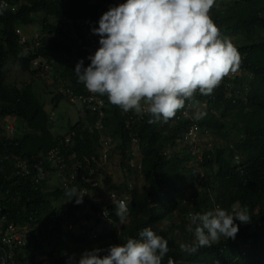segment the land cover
<instances>
[{"label": "trees", "instance_id": "1", "mask_svg": "<svg viewBox=\"0 0 264 264\" xmlns=\"http://www.w3.org/2000/svg\"><path fill=\"white\" fill-rule=\"evenodd\" d=\"M125 2L6 0L8 7L0 15V120L8 124L16 119L17 125L13 133L0 127V222L6 217L17 226L31 227L25 254L29 260L45 256L48 264H66L63 252L78 256L94 247L122 246L128 238L139 239L146 227L168 240L169 252L162 264L169 258L175 264H264V0H241L233 6L216 0L219 8L211 9L220 34L235 39L233 45L245 64V73L239 80L220 83L211 95L195 97L199 110L206 113L202 119L192 118L196 110L192 107L188 116L183 114L185 108L179 110L178 121L175 116L167 123L149 124L152 117L148 114L124 112L100 95L106 103L102 130L89 131L98 116L88 112L86 118L69 123L66 132L53 133L58 129L54 110L65 98L60 88L69 84L74 94L88 92L74 72L75 60L83 59L85 67L91 63L79 43L84 23L98 27L105 9ZM36 24L39 30H31ZM32 31L37 39L32 38L36 36ZM25 36L26 44H22ZM24 50L27 55L19 56ZM41 59L48 70L33 64ZM10 62L23 73L41 77L45 85L49 79L55 80L53 86L44 87L51 99H40L32 80L7 84ZM193 124L201 132L188 138ZM102 136L112 140L113 149L108 164L100 168L86 160L99 156ZM132 138L139 141L140 172L131 164L136 148ZM50 152L68 164L85 162L82 173L103 175L101 187L78 205L76 198L70 201L65 196V188L48 189L46 183L38 185L31 177L15 175L13 157L42 159ZM112 161L118 163L121 180L108 174ZM194 161L200 170L196 173ZM75 186L83 188L80 178ZM107 193H116L120 200L130 195L121 227L114 205L105 200ZM54 200L69 202L59 209ZM237 202L247 207L251 221L234 222L239 226L235 239L221 237L195 253L180 250L181 242L195 243L188 230V213L203 214L217 207L231 213ZM103 207L109 210L106 218L99 216Z\"/></svg>", "mask_w": 264, "mask_h": 264}, {"label": "clouds", "instance_id": "2", "mask_svg": "<svg viewBox=\"0 0 264 264\" xmlns=\"http://www.w3.org/2000/svg\"><path fill=\"white\" fill-rule=\"evenodd\" d=\"M217 1L233 6L241 0ZM215 3L216 0H126L109 10L105 9L98 27L92 22L84 23L83 38L79 41L81 50L88 43V31L100 37V47L94 55L88 53L91 63L87 67L84 66L83 59L75 60L74 72L78 82L84 84L88 92L86 95L73 93L74 96L88 97L92 93L105 102L101 96L106 95L110 104L120 107L124 112L134 111L138 115L146 113L151 116L149 124L161 120L167 123L175 116L178 121L181 116L176 115L177 112L185 108L183 114L188 116L192 107L196 109L192 118L202 119L206 113L199 110L195 97L200 94L211 95L220 83L239 80L245 73V64L241 62L240 53L233 45L235 39L221 35L210 16L212 8H219ZM7 7L6 0H0V15ZM25 38L27 39L26 36ZM18 55L26 56L27 50ZM40 61L43 62L44 59ZM65 89L71 90V86H62L60 93L65 97L64 101L77 108L79 119L86 118L88 112L97 116L89 108L73 103L70 95L64 92ZM202 107L206 108L207 105L203 103ZM11 122L16 128L17 120ZM0 127L2 128L1 124ZM195 127L201 132L197 124H193L190 130ZM105 137L102 136V140ZM131 143L133 144V138ZM192 151L193 154L197 153L195 149ZM16 158L21 157L12 158L14 168ZM132 158L131 162L134 160V167L137 166L140 172V152L135 153L134 150ZM108 162L98 167L101 168ZM199 171L194 168V173ZM203 175L204 173L200 174L201 177ZM103 177L98 175L99 187ZM51 178L43 183L47 184ZM82 183V189L75 184L64 187L65 196L70 201L76 198L78 205L95 190L89 184ZM56 188H63L61 181ZM83 189L88 190L85 198ZM109 194H115L118 200L112 197V201H109ZM105 200L114 205L115 213L123 223L128 215L130 195L126 194L120 200L116 193H107ZM107 214L105 210L104 215ZM188 220V230L193 232L195 243L190 245L181 242L179 247L182 252L195 253L198 248L211 247L221 237L235 239L239 226L234 222L238 220L248 224L251 216L247 207H240L237 202L231 213L217 207L214 211L203 214L190 212ZM11 223L14 222H8L6 217L0 222V249H5L8 254H15L14 259L5 264H48L45 256H35L34 260H29V256L25 254L32 232L29 226H24L29 230L25 246L13 252L4 245L2 232ZM168 252V240L156 234L151 227H146L140 231L139 239L128 238L122 246L110 245L107 249L94 247L78 256L67 252L62 255L67 257L66 264H162ZM0 264H3L1 256ZM167 264L175 262L169 258Z\"/></svg>", "mask_w": 264, "mask_h": 264}, {"label": "built area", "instance_id": "3", "mask_svg": "<svg viewBox=\"0 0 264 264\" xmlns=\"http://www.w3.org/2000/svg\"><path fill=\"white\" fill-rule=\"evenodd\" d=\"M17 33L19 35H23L21 30H18ZM88 34V43L82 48L83 51L88 52L90 55H94L95 52L100 47L99 40L100 37L98 35H94L93 33L87 32ZM22 44H26V38H22ZM35 66H41L42 70H48L45 61L35 60L33 63ZM65 93L70 95L71 101L76 104H80L83 107H87L92 110L93 113L97 114L98 119L95 127L89 128L90 132H93L94 129H103L104 128V118L105 113L103 109L105 108V102L97 96V94H90L88 97L83 96H74L73 92L70 89H65ZM80 115H84V113H80ZM0 124L2 125L3 131H8L13 133L15 130V126L12 122L6 124L3 120H0ZM198 133V128L195 127L190 130L188 134V138H194L195 134ZM139 141L137 139H133V144L135 145V153L139 152L137 147ZM113 148V144L110 138H103L102 140V151L98 157H91L87 159L86 163H97L102 164L108 162L110 158V153ZM83 161H76L72 164L66 163L64 159L56 155L55 152H50L45 158H40L39 156L33 157L30 159L16 158L15 161V175L23 176V177H31L37 184H41L44 181L50 179L53 174L57 175L61 181V186L64 188L66 186L70 187L76 183L78 177L82 179L84 183L90 185L92 189H98L100 186L98 175L94 171L90 172L88 176L82 173L84 168ZM134 166V160L131 162ZM98 165V166H99ZM83 195L85 197L88 196V190H82ZM112 197L118 200V197L115 194H109L108 199L112 201ZM126 199H128L126 197ZM105 210L109 214V210L107 207H104L99 216L107 217L104 215ZM3 243L10 250L15 252L17 249L25 246L27 244V237L29 236V230L26 227H19L14 223L8 224V227L2 232ZM4 246V247H5ZM0 256L3 259V264L8 263L9 260H13L15 254L9 253L5 249H0ZM13 258V259H12Z\"/></svg>", "mask_w": 264, "mask_h": 264}, {"label": "rangeland", "instance_id": "4", "mask_svg": "<svg viewBox=\"0 0 264 264\" xmlns=\"http://www.w3.org/2000/svg\"><path fill=\"white\" fill-rule=\"evenodd\" d=\"M31 30H39V25L36 24L34 26L31 27ZM30 34L36 35L34 33V31H32ZM40 34V33H39ZM44 36V40L47 41V36ZM38 35H36L35 39H37ZM39 42V41H38ZM10 67H9V72L7 71V77H6V82L7 84L10 85H15V84H19V83H23L26 82L28 83L29 81H34V85L36 88V93L40 94V99H42L43 101L48 102V99H51L50 94H48V91L44 90V87H46V85L48 86H53V84L55 83V80L53 79H49L46 82L42 81L41 77L37 76V75H31L30 73H23L20 71L19 67H17L14 63L10 62ZM36 80H34V79ZM40 78V79H39ZM38 89V91H37ZM46 108L48 110V112H52L53 108L51 106L46 105ZM56 118L58 119V129L54 128L53 129V133L58 134L60 130L61 132H66L69 123H76L78 121V116H77V108L72 106L71 104H69L66 101H61L58 105V107L54 110ZM201 145L204 146V143L201 142ZM201 149V146L198 145V150ZM193 167H196V162L194 161V163H192ZM108 174L113 173V175L115 176V178L117 180H121L123 178L121 171L119 170L118 167V163L117 161H112L111 164L108 167ZM48 185V189H54L56 187L60 186V180L58 179L57 176H52L50 182H47ZM63 201V202H62ZM69 201L66 200H58V201H53V205L59 209H63L65 208V206L68 204ZM116 221L119 227H121L123 225V223L120 222L119 217L116 216Z\"/></svg>", "mask_w": 264, "mask_h": 264}]
</instances>
